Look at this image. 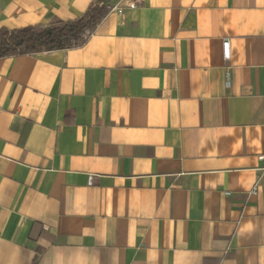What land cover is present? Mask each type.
<instances>
[{
    "label": "crops",
    "instance_id": "obj_1",
    "mask_svg": "<svg viewBox=\"0 0 264 264\" xmlns=\"http://www.w3.org/2000/svg\"><path fill=\"white\" fill-rule=\"evenodd\" d=\"M94 2L0 0V29ZM0 264H264V0H145L0 59Z\"/></svg>",
    "mask_w": 264,
    "mask_h": 264
},
{
    "label": "trees",
    "instance_id": "obj_2",
    "mask_svg": "<svg viewBox=\"0 0 264 264\" xmlns=\"http://www.w3.org/2000/svg\"><path fill=\"white\" fill-rule=\"evenodd\" d=\"M111 0H95L80 17L49 26L0 29V59L79 48L107 15Z\"/></svg>",
    "mask_w": 264,
    "mask_h": 264
},
{
    "label": "built area",
    "instance_id": "obj_3",
    "mask_svg": "<svg viewBox=\"0 0 264 264\" xmlns=\"http://www.w3.org/2000/svg\"><path fill=\"white\" fill-rule=\"evenodd\" d=\"M145 0H117L115 4H110V12H116L118 15H122L125 9H136L138 7L143 6ZM111 3V2H110ZM229 42L228 40H223L221 43V52H222V59L227 61L229 59V52H228ZM259 160L263 159V156L258 157ZM89 185L92 183V178L88 180ZM256 187L252 190L254 193Z\"/></svg>",
    "mask_w": 264,
    "mask_h": 264
}]
</instances>
